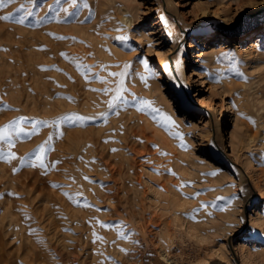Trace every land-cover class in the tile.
<instances>
[{"label":"rangeland","instance_id":"374dc122","mask_svg":"<svg viewBox=\"0 0 264 264\" xmlns=\"http://www.w3.org/2000/svg\"><path fill=\"white\" fill-rule=\"evenodd\" d=\"M49 1L55 0H0V39L15 40H0V69H4L0 166L9 169L10 178L18 170L42 172L44 167L46 121L40 112L28 113L13 99L21 93H39L44 48L40 42L25 43L28 31L38 32L46 24L42 10ZM99 1L107 7V0H59L55 12L63 14L64 26L77 22L96 37L106 36L107 31L92 24ZM113 1L118 14L112 27L116 42L111 43L117 53L103 42L109 58L91 51L85 60L75 62L86 63L82 73L92 92H105L108 106L103 108L130 112L131 122L152 138L146 151L129 152L136 158L126 174L133 177L124 192L130 206L119 208L122 219L113 224L124 225L130 238L122 240L121 252L103 264H170L162 257L167 248L178 264H264L260 251L264 248V40L251 45L260 25L238 35L223 29L264 2L254 0V6H246L245 0ZM119 11L131 23L125 24ZM73 40L84 42L78 34ZM170 85L184 90L185 97L173 96ZM18 128L22 135L15 133ZM10 178L0 184V224L5 223L0 245L8 252L21 235L15 224L26 226L31 219L22 215L28 208L27 192L17 191ZM37 192L39 188L29 196L35 204L29 199L26 203L41 211ZM106 206L99 204L100 210ZM9 207L17 209L16 214L11 215ZM143 221L147 229L142 233ZM192 223L197 225L190 227ZM160 227L171 234L169 241L159 240Z\"/></svg>","mask_w":264,"mask_h":264},{"label":"bare ground","instance_id":"6f19581e","mask_svg":"<svg viewBox=\"0 0 264 264\" xmlns=\"http://www.w3.org/2000/svg\"><path fill=\"white\" fill-rule=\"evenodd\" d=\"M58 1L55 0L54 3L49 1L43 8V20L46 24L42 29L38 32L27 30L25 44L36 45L40 42L44 48L40 57L44 65L40 74L39 93L38 91L37 94L21 93L13 99V102L28 113L40 112L46 121L42 132L44 167L42 172L32 169H24L21 172L18 170L19 173L10 178L9 169L4 165L0 166V184L3 179L10 178L11 185L17 191L27 192L24 203L28 208L22 215L29 214L31 217L26 226L15 224V232L19 233L21 230V235L12 251H5L0 245V264H88L89 262L103 264L110 259V256L121 252L122 240L128 241L130 238L129 230L124 225L117 226L113 222L118 217L122 219L119 208L125 209V205L130 206L126 204L129 198L124 192L129 188L127 186L132 182L133 177H127L126 174L129 173L130 166L136 164V158L133 155L129 156V152L138 154L146 151L147 143L152 137L147 135L141 125L131 122L130 112L107 111L105 108L108 106V98H105V92L99 95L93 93L88 76L82 73L87 68L86 63L83 61L82 65H78L79 63L75 62L85 60L91 51H98L99 56L104 59L109 58L105 54L103 45H100L103 42L117 53L111 40L118 7L113 0L106 1V8L100 6L101 2H98L92 24L100 30L107 31L108 35L97 34L96 37L91 34L92 32L89 33L79 27L77 22L68 26L62 25L63 14L55 12ZM242 3L246 6H254V0H245ZM202 12L205 14L206 10ZM119 14H121L119 18L125 24L131 23L129 16L121 12ZM258 30L259 34L251 45L264 40V24L260 25ZM76 34L84 38L83 44L73 40ZM3 39L5 38L2 37ZM28 55L29 53L26 58L29 57ZM30 64L33 63L30 61ZM170 87L173 96L179 99L185 97L184 90L175 85ZM162 100L166 107L172 110L169 101ZM100 120L102 123L98 124ZM28 129V127L26 131L23 129L26 134ZM17 132H20L19 128L15 133ZM20 133L22 135L23 132ZM13 161L15 163V160ZM92 181L97 182L93 184ZM103 181H109V185H102ZM37 188L41 192H37L35 198L37 196L40 198L41 211L34 209L36 205L31 207L26 203L28 199L31 200L29 196L35 193ZM31 202L35 204L36 200ZM99 204H106L107 208L100 210ZM15 211L17 209L9 207L11 215L16 214ZM229 213L231 215V212ZM137 217L139 218L140 215ZM197 220L195 219L197 223L202 221ZM197 223H192L195 225L190 227L196 226ZM3 224L5 225L1 222L0 230ZM141 229L142 233L147 229L144 221ZM157 231L160 234L159 240L170 239L171 234L168 230L165 231L160 227ZM263 249H260L262 254ZM167 250L168 248L164 249L162 257L170 264H178L174 263Z\"/></svg>","mask_w":264,"mask_h":264},{"label":"water","instance_id":"95a60500","mask_svg":"<svg viewBox=\"0 0 264 264\" xmlns=\"http://www.w3.org/2000/svg\"><path fill=\"white\" fill-rule=\"evenodd\" d=\"M262 23H264V6L254 13L239 15L231 23L225 24L223 29L230 35H238L257 27Z\"/></svg>","mask_w":264,"mask_h":264}]
</instances>
